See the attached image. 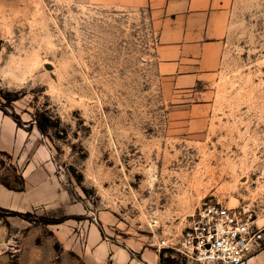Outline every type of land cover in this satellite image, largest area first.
Returning <instances> with one entry per match:
<instances>
[{
    "label": "rangeland",
    "instance_id": "obj_1",
    "mask_svg": "<svg viewBox=\"0 0 264 264\" xmlns=\"http://www.w3.org/2000/svg\"><path fill=\"white\" fill-rule=\"evenodd\" d=\"M156 45L146 9L0 0V109L48 144L87 209L74 220L109 212L107 239L198 264L181 242L202 202L247 208L264 228V0H231L219 68L195 91L165 90ZM2 181L20 180L6 166ZM42 218L0 208V264H91L85 230L60 240Z\"/></svg>",
    "mask_w": 264,
    "mask_h": 264
},
{
    "label": "crops",
    "instance_id": "obj_2",
    "mask_svg": "<svg viewBox=\"0 0 264 264\" xmlns=\"http://www.w3.org/2000/svg\"><path fill=\"white\" fill-rule=\"evenodd\" d=\"M115 8L149 10L157 25L156 70L169 93L195 91L212 79L220 65L231 0H97ZM0 208L33 213L40 217L65 219L50 223L63 240L71 230L86 231L83 252L91 264H160L159 249L135 237L107 239L102 231L113 223L109 212H98L94 220L74 216L86 214L74 202L62 180L48 144L40 133L26 129L0 109ZM6 166L22 180L16 190L4 185ZM15 187V186H12ZM242 264H264V245Z\"/></svg>",
    "mask_w": 264,
    "mask_h": 264
},
{
    "label": "built area",
    "instance_id": "obj_3",
    "mask_svg": "<svg viewBox=\"0 0 264 264\" xmlns=\"http://www.w3.org/2000/svg\"><path fill=\"white\" fill-rule=\"evenodd\" d=\"M263 229L251 210L207 200L196 207L181 252L198 264H242L264 245Z\"/></svg>",
    "mask_w": 264,
    "mask_h": 264
},
{
    "label": "trees",
    "instance_id": "obj_4",
    "mask_svg": "<svg viewBox=\"0 0 264 264\" xmlns=\"http://www.w3.org/2000/svg\"><path fill=\"white\" fill-rule=\"evenodd\" d=\"M19 180L20 181H19L18 185L15 186V187H12L11 185H8L5 182H2V183H4V185H6L7 187H10V188H13V189H16V190H21L23 188V183H22L21 179H19ZM9 212L11 214H13V215H19V216L23 214L21 212H16V211H9ZM42 219L47 221V223H59V222L63 221L65 218L64 217H60V218H46V217H43Z\"/></svg>",
    "mask_w": 264,
    "mask_h": 264
}]
</instances>
